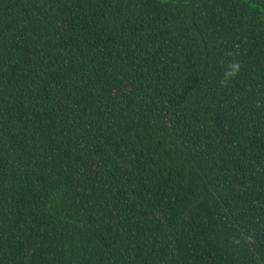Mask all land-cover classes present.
<instances>
[{"label":"trees","instance_id":"trees-1","mask_svg":"<svg viewBox=\"0 0 264 264\" xmlns=\"http://www.w3.org/2000/svg\"><path fill=\"white\" fill-rule=\"evenodd\" d=\"M0 264H264V0H0Z\"/></svg>","mask_w":264,"mask_h":264},{"label":"clouds","instance_id":"clouds-1","mask_svg":"<svg viewBox=\"0 0 264 264\" xmlns=\"http://www.w3.org/2000/svg\"><path fill=\"white\" fill-rule=\"evenodd\" d=\"M231 67L234 69V71L232 73H230L229 75H234L235 74V70H238V65L233 64V65H231Z\"/></svg>","mask_w":264,"mask_h":264}]
</instances>
